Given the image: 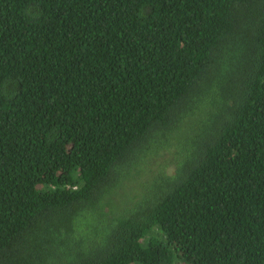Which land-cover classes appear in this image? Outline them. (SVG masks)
<instances>
[{
    "label": "trees",
    "instance_id": "1",
    "mask_svg": "<svg viewBox=\"0 0 264 264\" xmlns=\"http://www.w3.org/2000/svg\"><path fill=\"white\" fill-rule=\"evenodd\" d=\"M264 264V0H0V264Z\"/></svg>",
    "mask_w": 264,
    "mask_h": 264
},
{
    "label": "rangeland",
    "instance_id": "2",
    "mask_svg": "<svg viewBox=\"0 0 264 264\" xmlns=\"http://www.w3.org/2000/svg\"><path fill=\"white\" fill-rule=\"evenodd\" d=\"M134 264H141V263H134Z\"/></svg>",
    "mask_w": 264,
    "mask_h": 264
}]
</instances>
